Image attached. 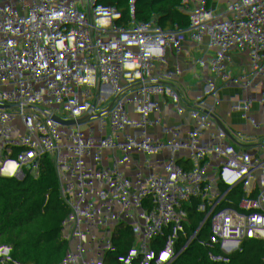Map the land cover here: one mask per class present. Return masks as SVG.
<instances>
[{
  "label": "built area",
  "instance_id": "2783aa9c",
  "mask_svg": "<svg viewBox=\"0 0 264 264\" xmlns=\"http://www.w3.org/2000/svg\"><path fill=\"white\" fill-rule=\"evenodd\" d=\"M257 1L259 30L244 85L217 101H197L181 80L178 104L167 105L159 119H141L144 158L124 161L91 152L89 130L82 157L71 154L76 145L70 139L54 133L59 119L77 114L85 76L105 56L97 44L81 39L65 51L72 56L70 82L57 87L29 34L44 13L13 20L0 12V49L15 70L0 82V264H180L169 251L177 218L198 224L186 241L206 264H264V0ZM161 169L169 187L147 196L163 198L167 209L141 238L127 217L137 201H121L123 185L133 190L143 172L157 177ZM189 183L202 188L199 205L184 201ZM213 212L218 221L209 230ZM227 215L237 217V231L252 242L222 244L215 253L207 237H223ZM246 216H252L249 224ZM115 228L144 253L122 254L110 232ZM5 246L40 252L15 256ZM46 253L50 259L37 260Z\"/></svg>",
  "mask_w": 264,
  "mask_h": 264
},
{
  "label": "trees",
  "instance_id": "16d2710c",
  "mask_svg": "<svg viewBox=\"0 0 264 264\" xmlns=\"http://www.w3.org/2000/svg\"><path fill=\"white\" fill-rule=\"evenodd\" d=\"M0 12L13 20L44 13L29 34L57 87L70 82L64 54L75 42L92 39L105 54L85 76L76 116L59 119L54 133L82 157L89 130L91 152L119 161L144 158L141 119L179 103V80L197 101L242 87L259 30L257 0H0ZM14 75L0 49V82Z\"/></svg>",
  "mask_w": 264,
  "mask_h": 264
},
{
  "label": "crops",
  "instance_id": "0c3cea01",
  "mask_svg": "<svg viewBox=\"0 0 264 264\" xmlns=\"http://www.w3.org/2000/svg\"><path fill=\"white\" fill-rule=\"evenodd\" d=\"M169 187L168 180H165L163 173L157 177H150L147 172L140 175L137 186L131 189L126 184L123 185L124 193L121 201L127 203L133 197L137 201V206L129 210L127 217L135 224L141 238H144L147 232L157 224L158 217L163 210L167 209L166 201L163 198H149L147 193L155 188L164 189ZM203 191L199 185L189 183L186 185L184 201L189 206L199 205L203 202ZM252 217V216H251ZM227 222L225 234L218 240L209 234L207 241L213 252H218L222 244L236 241L241 244L252 242V239L237 231L238 222L235 215L224 216ZM218 217L215 212L211 214V219L206 222L209 230L215 227ZM194 219H178L174 223L175 237L171 242L170 251L174 258H179L184 264H206L204 256L196 249L195 245L186 241L187 235L198 228ZM235 231V232H234ZM117 239L119 248L124 255H137L144 253L142 244L135 250L131 247L125 232L122 229L115 228L110 230ZM239 238V239H238ZM91 248V247H89ZM143 251V252H142ZM104 264H116L114 261H107ZM240 264H244L240 262Z\"/></svg>",
  "mask_w": 264,
  "mask_h": 264
},
{
  "label": "water",
  "instance_id": "95a60500",
  "mask_svg": "<svg viewBox=\"0 0 264 264\" xmlns=\"http://www.w3.org/2000/svg\"><path fill=\"white\" fill-rule=\"evenodd\" d=\"M180 83H181V81L179 80L178 84H180ZM154 94L158 95L156 87H155V93ZM5 250L10 252V253H12L15 256H22V257L30 256V255H36L38 252H40V250H36V251H32V252H29V251H18L17 249H15V248H13L11 246H5ZM169 251H171L170 248H169ZM172 255H173V252H172ZM176 259L180 262V264H184L179 258H176Z\"/></svg>",
  "mask_w": 264,
  "mask_h": 264
},
{
  "label": "rangeland",
  "instance_id": "374dc122",
  "mask_svg": "<svg viewBox=\"0 0 264 264\" xmlns=\"http://www.w3.org/2000/svg\"><path fill=\"white\" fill-rule=\"evenodd\" d=\"M229 94H232V92H229ZM161 173H163V169H161L160 171V175ZM249 213H246V215H248ZM247 217V222L248 224L251 222L252 217L251 216H246ZM239 239V238H238ZM51 254L50 253H46L45 255L41 256V257H37L38 261H42L43 259H50Z\"/></svg>",
  "mask_w": 264,
  "mask_h": 264
}]
</instances>
